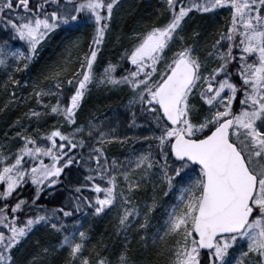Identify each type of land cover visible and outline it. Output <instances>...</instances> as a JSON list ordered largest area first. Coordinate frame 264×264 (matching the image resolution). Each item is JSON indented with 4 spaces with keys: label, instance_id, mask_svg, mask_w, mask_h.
Instances as JSON below:
<instances>
[{
    "label": "snow or ice",
    "instance_id": "obj_1",
    "mask_svg": "<svg viewBox=\"0 0 264 264\" xmlns=\"http://www.w3.org/2000/svg\"><path fill=\"white\" fill-rule=\"evenodd\" d=\"M119 6L120 0H40L34 7L0 0V24L13 34L11 42L0 41L5 90L15 86L11 101H18L15 73L28 68L48 33L81 23L92 29L86 50L79 37L70 41L42 75L47 84L33 81L30 94L21 92L35 105L8 126L19 128L12 133L19 145L9 150L0 142V264H56L65 251L63 264H160L161 256L163 264H264V0H161L157 16L166 18L133 27L117 61L98 70ZM224 6L230 22L202 57L207 29L197 23L189 31L188 21L193 10ZM93 87L126 88L125 118L97 112L81 122ZM50 116L53 126L38 135L23 119L34 118L39 128ZM125 125H146L148 133L125 134ZM136 140L149 143L113 152ZM29 181L34 192L22 195ZM61 183L72 189L70 206L38 204L46 188ZM149 183L152 194L138 195ZM160 185L164 196L175 193L173 202L158 199ZM116 207L120 245L93 259L85 254L91 234L76 214ZM41 228L53 238L28 246ZM133 229L143 241L138 255Z\"/></svg>",
    "mask_w": 264,
    "mask_h": 264
},
{
    "label": "rangeland",
    "instance_id": "obj_2",
    "mask_svg": "<svg viewBox=\"0 0 264 264\" xmlns=\"http://www.w3.org/2000/svg\"><path fill=\"white\" fill-rule=\"evenodd\" d=\"M160 3L161 0H120L119 8L114 9L112 30L109 32L108 38L106 39L101 52L98 53V60L96 65L98 70L109 60H112L113 62L117 61L122 47L129 42L126 34L133 27H138L144 22L151 23L154 20L162 22L166 18V13L163 16H157ZM230 16L231 9L227 6L217 8L208 13H199L193 10L192 17L188 21L189 31L191 29V26L197 23L204 25L207 29V32L202 33L200 37L202 49L200 54L202 57H204L205 51L210 47L212 39L218 34L219 29L230 22ZM91 31L92 29L89 24L81 23L80 26L75 29H69L67 26L61 25L59 28L54 29L50 33H48L44 40H41L39 42L36 49L37 54L29 61L28 68L15 73V75L20 78V87L15 93L18 97V101L10 100L9 92L15 86H12L9 82L8 89L5 90L4 81L6 80L7 74L0 70V107H3L5 103L8 104L7 108H4L3 111H0V142L7 141V143L3 144L6 149L10 150L11 148L17 147L20 143L19 138L12 135L13 131H18L19 128L10 129L8 126L12 124L17 116H22V114L29 107L35 105L34 97H32L31 99H27L25 95L21 94V92L30 94L33 81L43 82L47 84V81H41L38 76L36 77L37 70H33L32 68L35 60L38 59L41 53L46 49L51 50L52 43H54L56 40H58L63 45L62 50L58 52V57H60V55H64L65 48L67 47L69 42L76 39L77 37L81 39L83 43V49L86 50L88 40L91 36ZM121 32L125 34V38H123L121 41H117L116 36ZM12 35L13 34L10 30H6L3 24H0V41H2L3 39H9L11 42ZM15 46L26 49V44L18 39H16L15 41ZM53 65H51V67ZM48 68H50V66ZM24 79L28 80L27 85L23 83ZM128 98L129 93L126 88L105 89L93 87L92 91L86 96L84 100L83 107L79 111L78 119L82 122L83 120L88 118L89 113L95 114L97 112L103 115L115 113L119 115L121 119H124L126 116V109L123 107V105L126 103ZM23 119L24 123L26 125H29V131L36 129V131L33 132V135H38L40 131H47L48 129H50L53 126L52 121L56 120V117H48L47 123L44 124L43 122H41L39 128L37 127V122L34 118L30 124L27 117H23ZM125 128V134H128L130 132L131 134L135 135H147L148 133V128L146 125H142L139 129H127V125H125ZM6 132L8 133L7 136H5ZM148 143V140H136L135 142L127 144L124 147L114 148L113 152L118 154H128L130 149H135L138 151L144 150ZM165 187L166 185H160V187L157 189L158 199L166 200L171 203L175 199V193H170L169 197L164 196L162 190ZM151 194V184L149 183L147 191H145L142 187L141 192L138 195H141L143 197L150 196ZM118 210V207H116L112 208L110 211L106 209L101 214H92L89 212H85L79 216H76V218L80 219L84 228L91 234V239L87 248L85 249L86 255H90L93 259H95L96 251L111 252L114 246L118 247L120 245L121 235H119L116 231ZM161 211H158L155 214L154 219L156 222H159L161 220ZM149 231H151V229H149ZM132 236V251L138 255L142 250L143 241L139 240V237L136 235L135 229L132 230ZM52 238L53 237L50 234L49 230L41 228L40 230L32 234L30 241L27 243L28 246H31L32 240L39 239L43 244L50 242ZM103 244H107L108 248L105 249L100 247ZM65 257L66 251L61 252L54 258L56 264H63V260ZM163 259V256L159 257L160 264H163Z\"/></svg>",
    "mask_w": 264,
    "mask_h": 264
},
{
    "label": "trees",
    "instance_id": "obj_3",
    "mask_svg": "<svg viewBox=\"0 0 264 264\" xmlns=\"http://www.w3.org/2000/svg\"><path fill=\"white\" fill-rule=\"evenodd\" d=\"M39 2L40 0H30V5L34 7L35 4ZM21 11H23V9H21ZM62 48H63L62 43L56 40L54 43H52V49H51L52 51L46 49L41 53L40 57L35 60V63L32 66L33 70H37L36 77L38 76L39 79H41L42 75L46 73L47 68L49 66L51 67V65H53L55 62L60 61L62 56L60 55V57H58V52H60ZM73 179H75V177ZM83 191L85 192V194H87L91 190L83 189ZM33 192H34V188L31 186V182L29 181V184L24 187L21 194L30 196L31 194H33ZM71 192L72 189L69 187L67 183L52 185L49 188H46L43 193H41L38 199V204L49 209L59 205L70 206L69 200L71 199L70 196ZM93 195H95V193H93ZM83 213L85 212L77 213L76 216H79ZM89 213L95 214L94 212H89Z\"/></svg>",
    "mask_w": 264,
    "mask_h": 264
}]
</instances>
